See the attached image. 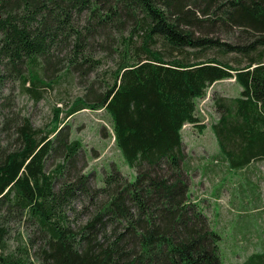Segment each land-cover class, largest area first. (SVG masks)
Listing matches in <instances>:
<instances>
[{
    "label": "trees",
    "instance_id": "trees-1",
    "mask_svg": "<svg viewBox=\"0 0 264 264\" xmlns=\"http://www.w3.org/2000/svg\"><path fill=\"white\" fill-rule=\"evenodd\" d=\"M93 46L114 60L105 91L56 109L43 135L25 119L0 146V264H221L188 194L182 130H204L197 101L233 80L239 95L213 96L210 129L232 168L264 159V0H0V84L35 102L93 72ZM84 110L108 114L132 182L113 168L91 185L66 124Z\"/></svg>",
    "mask_w": 264,
    "mask_h": 264
},
{
    "label": "rangeland",
    "instance_id": "rangeland-1",
    "mask_svg": "<svg viewBox=\"0 0 264 264\" xmlns=\"http://www.w3.org/2000/svg\"><path fill=\"white\" fill-rule=\"evenodd\" d=\"M88 52L93 60L100 61L98 67L88 75L74 74V76L63 78L51 88L45 87L41 91L42 98L38 102L24 94L17 81L5 80L0 84V146L2 149H11L15 146L17 136L14 133L25 119H28L33 129L43 135L52 127L56 109L65 111L76 98L88 96L93 100L105 91L107 83L110 82L114 60L100 46H93ZM57 56L61 57L63 54L58 53ZM239 92L240 88L233 80L222 81L209 88L206 96L197 101L203 123L209 126L210 123L218 120L219 115L212 104L213 96L234 98L239 95ZM62 117L61 112L59 119L61 120ZM66 124L70 125L71 138L81 141L82 150L78 164L84 167V174L92 175L93 178L90 181L92 186L102 187L104 176L113 168L129 182L134 180V170L128 167L113 143L108 114L103 111L84 110L71 117ZM192 128L191 125H186L183 127L184 131L182 130V137L185 141L189 140L188 153L195 154L197 159H206L217 145L216 138L210 131H205L200 136L199 130H192ZM183 148L187 160L185 145ZM194 162L193 159L191 163ZM56 165L55 159L49 160L46 171L51 172ZM254 165H258V168L264 167V159L240 170L243 189L250 186L247 183V175L249 170H254ZM195 172L196 170L192 176L197 174ZM205 190V187L200 189L194 180L188 194L197 199L208 218L210 229L220 239L218 242L220 263L246 264L248 262L250 264L252 259L257 260L258 254H264V197L257 205L241 202L240 198L238 200L232 198L231 202L223 201L222 203L213 202L209 197L198 199L205 194L202 192ZM222 190V184L216 186L214 195L223 197ZM76 207L79 211L80 206ZM83 220L84 218L80 221ZM11 237H17V231L13 232Z\"/></svg>",
    "mask_w": 264,
    "mask_h": 264
},
{
    "label": "crops",
    "instance_id": "crops-1",
    "mask_svg": "<svg viewBox=\"0 0 264 264\" xmlns=\"http://www.w3.org/2000/svg\"><path fill=\"white\" fill-rule=\"evenodd\" d=\"M219 83V82H218ZM215 83V84H218ZM214 84V85H215ZM212 85V86H214ZM213 121L212 123H215ZM206 125L205 129L202 130L200 136L205 131H210L211 135L213 134L210 125ZM189 126V125H187ZM192 127V126H191ZM186 129V128H185ZM195 130V128H192ZM184 131V130H183ZM188 132V131H186ZM185 132V134H186ZM192 133V132H191ZM183 138V137H182ZM189 140L183 138V143L185 145V152L188 154L187 161L189 166L188 170V178H189V190L191 183L196 180L198 187L202 189L206 188L204 195H201L198 199H202L205 197H209L213 202H223V201H232V198L239 199L244 201L245 203H251L253 205L259 204L262 197H264V167L258 168V165H254V170H249L248 172V180L247 183L250 185L247 189H243L242 180H241V171L245 167L253 164H256L257 161H252L244 166L232 168L228 163L223 161L222 153L219 150L218 143L212 153L208 155L209 157L206 159H197L195 154L192 155L188 153L187 143ZM194 159V163H191ZM191 160V162H190ZM196 170L197 174L192 176V173ZM195 172V173H196ZM223 185V197L214 195V190L216 186ZM191 195V194H190ZM192 199V195L190 196ZM194 201H197L196 198H193ZM256 210V207H254Z\"/></svg>",
    "mask_w": 264,
    "mask_h": 264
},
{
    "label": "built area",
    "instance_id": "built-area-1",
    "mask_svg": "<svg viewBox=\"0 0 264 264\" xmlns=\"http://www.w3.org/2000/svg\"><path fill=\"white\" fill-rule=\"evenodd\" d=\"M198 112H200V109L198 108ZM202 118H204V117H202ZM205 119V118H204ZM204 122V121H203Z\"/></svg>",
    "mask_w": 264,
    "mask_h": 264
}]
</instances>
